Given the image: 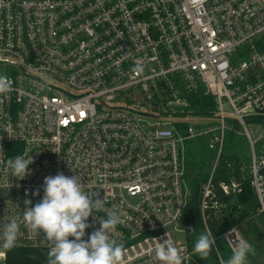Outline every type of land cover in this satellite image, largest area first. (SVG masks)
<instances>
[{
    "label": "built area",
    "instance_id": "1",
    "mask_svg": "<svg viewBox=\"0 0 264 264\" xmlns=\"http://www.w3.org/2000/svg\"><path fill=\"white\" fill-rule=\"evenodd\" d=\"M0 75L12 81L0 96V245L15 219V248L49 252L22 217L25 200L38 203L45 177L57 173L79 176L86 192L105 199L83 239L106 211L122 213L114 238L123 264H161L154 248L166 232L185 249L183 264L197 262L175 237L186 233L179 224L192 176L208 174L200 211L218 264L219 239L231 254L246 239L239 225L215 233L209 221L222 224L244 208L236 197L246 179L253 212L264 214V150L248 129V121L264 123V0H0ZM198 94L215 107L195 108ZM228 133L247 137V160L226 157ZM195 137L204 165L190 175L185 145ZM18 155L33 158L23 180L7 165ZM7 251L0 247V261Z\"/></svg>",
    "mask_w": 264,
    "mask_h": 264
},
{
    "label": "clouds",
    "instance_id": "2",
    "mask_svg": "<svg viewBox=\"0 0 264 264\" xmlns=\"http://www.w3.org/2000/svg\"><path fill=\"white\" fill-rule=\"evenodd\" d=\"M12 90V81L6 75H0V96ZM33 163L32 156L26 158L18 155L7 161L12 176L23 180L30 175L29 165ZM43 198L34 206L31 200H25L23 223L38 236L50 244L47 264H123L124 245L114 238L117 226L123 223L122 213L108 210L105 216L99 217V229L93 231L87 240L85 230L92 225L88 223L93 213L104 211L105 199L93 191H85V185L79 176H65L57 173L45 177ZM35 195H39L36 192ZM96 219V217H93ZM159 219V218H157ZM154 227V225H153ZM20 225L15 219L3 226L0 245L4 250H12L17 246ZM233 230L225 234L224 239L232 242ZM167 239L158 240L154 248L155 256L161 264H183L181 255L185 249L177 247L165 233ZM73 237L74 239H69ZM216 238L208 230L201 233L194 243L193 255L208 260L215 249ZM253 246L240 239L232 246V255L221 264H248L249 254H254Z\"/></svg>",
    "mask_w": 264,
    "mask_h": 264
},
{
    "label": "trees",
    "instance_id": "3",
    "mask_svg": "<svg viewBox=\"0 0 264 264\" xmlns=\"http://www.w3.org/2000/svg\"><path fill=\"white\" fill-rule=\"evenodd\" d=\"M195 108L204 110L214 108V102L211 98L198 94L193 101ZM260 142H257L259 145ZM258 148V147H257ZM259 149V148H258ZM250 152V144L246 136L235 135L228 133L225 143L226 157L239 160L241 157H246ZM223 174L224 167H221ZM207 173L194 178L192 176V198L189 205L185 209L184 227L186 230V240L193 249L194 243L201 233L205 232V225L200 211V186L201 182L206 180ZM236 201L243 204L244 208L237 212L233 209L230 218H226L222 224L214 221H209V225L215 233L231 226L239 225L242 229L245 239L253 246L254 254H249L248 264H264V214H255L256 198L253 193L251 183L246 179L244 189L236 197ZM220 254L224 261L231 257L229 246L223 239L218 240ZM197 262L193 264H218L219 257L215 250L211 253L208 260L201 259L195 255ZM48 253L40 249H29L23 247L13 248L8 250L3 261L0 264H47Z\"/></svg>",
    "mask_w": 264,
    "mask_h": 264
},
{
    "label": "rangeland",
    "instance_id": "4",
    "mask_svg": "<svg viewBox=\"0 0 264 264\" xmlns=\"http://www.w3.org/2000/svg\"><path fill=\"white\" fill-rule=\"evenodd\" d=\"M199 119H190L189 122L196 124ZM204 127V126H203ZM248 129L254 140L259 141L257 147L259 150H264V123L248 121ZM199 130V129H197ZM201 138H191L185 145V169L190 175H194L201 165H204V146ZM203 169H208V166H204ZM180 229H184V224H179ZM178 240H186L185 231H178L175 235Z\"/></svg>",
    "mask_w": 264,
    "mask_h": 264
}]
</instances>
